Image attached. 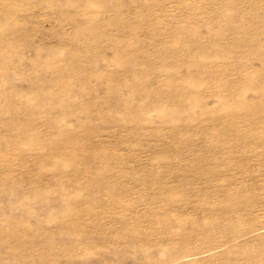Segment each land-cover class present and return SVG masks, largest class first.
<instances>
[{
    "label": "rangeland",
    "instance_id": "374dc122",
    "mask_svg": "<svg viewBox=\"0 0 264 264\" xmlns=\"http://www.w3.org/2000/svg\"><path fill=\"white\" fill-rule=\"evenodd\" d=\"M0 264H264V0H0Z\"/></svg>",
    "mask_w": 264,
    "mask_h": 264
}]
</instances>
